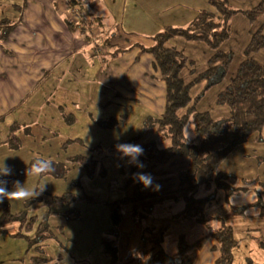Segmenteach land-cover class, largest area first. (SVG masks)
Here are the masks:
<instances>
[{
  "label": "rangeland",
  "instance_id": "rangeland-1",
  "mask_svg": "<svg viewBox=\"0 0 264 264\" xmlns=\"http://www.w3.org/2000/svg\"><path fill=\"white\" fill-rule=\"evenodd\" d=\"M224 1L226 7L239 10L229 18L230 37L217 48L232 54L228 72L221 81L207 89L205 88L208 83L201 81L191 90L193 97L201 94L196 103L197 109L208 111L212 118L217 120L227 117L230 112L227 105L216 102L219 92L225 88L231 75L237 72L239 64L246 58L253 33L260 28L264 34V10L258 13L253 21L245 13L254 10L261 2L264 4V0ZM19 2L20 0H0V18L14 21L19 13L13 4H20ZM78 2L73 0L68 4L72 14L82 11L73 5ZM107 26H111L110 23H107ZM166 45L175 47L188 58L181 72L185 80L191 78L192 68L195 72L205 69L210 55L214 52L205 42L186 40L179 35L167 40ZM91 48L92 54L95 55L103 51L101 45H92ZM249 56L264 64V47L251 51ZM84 69H87L86 80H91L86 82L88 86L82 88L85 89L84 96L74 95L72 99H64V95H71L66 91L68 82L77 83L79 79L82 80L83 74L76 69L75 73L53 81L51 87L47 86L50 83L41 85L40 89L30 96L27 95L17 110L13 109L4 116L0 115V166L4 162L13 169L12 174L0 176V179L8 182L19 180L30 189L38 190L44 186L43 192L34 199H5L0 203V217L7 214V208L12 216L17 215L15 219L9 218L4 222L0 219V228H3V231H0V264H62L70 261L75 254L81 255L85 249L84 244L87 243L85 233H90V228L94 226L88 214H96L99 209V221H103L107 219L105 211L108 204L120 193L123 192L122 197L126 193L145 194L151 192V186L156 184L157 172H154L150 174L153 178L152 185L147 188L135 178L126 189L121 188L127 186L131 166L135 162L123 157L116 150V145L131 143L141 146L147 142H155L157 147L164 148L170 144V139L162 137L156 125L147 122L150 117L145 104L110 98L112 91L102 89L101 85L96 84L97 77L96 72L92 71L93 68ZM29 91L30 89L25 91L24 95ZM103 98L113 101L99 104ZM0 106H4L3 111L8 107L2 103ZM70 121L72 122L68 124ZM191 129V124L187 125L188 136L192 135ZM66 156L67 165L55 166L57 169L52 174L26 175L24 169L37 158L58 162L64 161ZM75 157L80 160H75ZM181 158L189 160L188 157ZM181 162L184 168L188 167V162ZM178 163L177 160L167 164L171 169L165 172V184L170 191L177 186ZM138 165L134 175L149 169L150 165L154 167L158 164L146 163L137 172ZM218 171L236 176L234 186L240 187L241 190L227 196L223 190L216 187L206 189L201 186L197 196L214 195L204 207V213L213 227L219 223L220 226L231 228L236 240L232 248L231 264H264V249L259 243L264 241V215L261 214L259 205H255L256 202H264V127L251 133L245 142L235 146L218 165ZM7 188L12 190V184H7ZM63 195L71 198L69 204L65 201H50L52 197ZM70 209L74 214L73 218L68 219V214L63 211ZM84 215L87 216L85 220ZM198 224L208 231L206 225ZM197 229H201L200 234L203 233V228ZM51 230L55 236L56 233L60 236L59 240L62 239L61 244L65 247L59 249L55 239L48 237ZM193 232L187 230L185 225L173 228L168 243L175 244V250H179L181 241H194ZM63 233L71 240L61 238ZM190 240L193 241L189 242ZM215 242L217 244L215 239L209 238L204 247L197 250L193 262L188 264H213L219 255L218 246L211 247ZM87 247L88 244L86 249ZM97 249L95 246L93 255H98ZM56 256L57 258H53Z\"/></svg>",
  "mask_w": 264,
  "mask_h": 264
},
{
  "label": "crops",
  "instance_id": "crops-1",
  "mask_svg": "<svg viewBox=\"0 0 264 264\" xmlns=\"http://www.w3.org/2000/svg\"><path fill=\"white\" fill-rule=\"evenodd\" d=\"M71 1L73 0H20V4H13L18 8L19 13L14 21L18 19L19 21L8 30L7 34L0 32V41L2 40L0 42V103L8 105L5 111H3L4 106H0V115H7L13 109L17 110L22 101L28 97L27 95L33 94L41 85L50 83L47 86L51 87L53 81L61 80L69 73H75L76 69L83 74L82 80L79 79L77 83L68 82L66 91L72 96L66 94L64 99H72L74 95L84 96L85 89L82 88L88 86L86 82L91 81L86 80L87 69L84 67L93 68L92 71L96 72L97 77L96 84L101 85L102 89L112 91L110 98L143 103L147 113L149 112V117L161 115L165 109V82L160 79V73L155 69L152 54L142 51L136 45L141 44L145 47L153 45L152 35L156 32L167 26L188 25L201 10L215 13L209 1L78 0V4L73 5L81 9L85 16L80 27L76 25L80 22L75 20L72 9L68 8ZM107 23L111 26H107ZM92 45L103 46V51L99 55L92 54ZM219 77L220 75L214 80L216 83ZM29 89L30 91L24 95ZM106 101L113 100L103 98L99 104H105ZM177 160L179 162L176 173L177 186L170 191L165 184L167 181L165 172L171 169L167 164ZM179 160L190 163V159L181 156H174L161 163L144 162L143 166L146 163L158 164L154 167L150 165L149 169L142 171L146 174L157 172L156 184L151 186V192L124 193L123 197L122 192L116 196L115 200L126 196L133 199L120 207L122 215L117 236L119 262L124 261L127 254L133 250L152 247L158 230L163 225H168V229L162 246L168 254L170 253L169 255L178 250V248L175 250V244L168 243L173 228H181L185 225L187 230L194 231L192 234V237H195L194 241L208 234L207 229L199 225L194 218L178 214L185 206V193L179 190L178 172L186 169ZM54 162L65 167L68 157L66 156L64 161ZM140 168L142 167H138L136 171L138 172ZM100 211L98 209L96 214H88L94 226L90 228V233L84 232L87 243L84 244L85 249L82 250L81 255L75 254L70 261L62 264H110L101 242L111 226L110 210L108 207L105 211L107 219L103 221L102 219L99 221ZM134 213H143L144 216L137 218ZM86 218L87 216L84 215V220ZM145 228L153 230L147 232ZM197 228H203V233L200 234L201 229L199 231ZM59 238L56 233L54 239L61 249L65 246L61 244L62 239ZM61 238L66 241L71 240L64 233L61 234ZM95 246L98 248V255H93ZM217 246L216 242L211 244V247L217 248ZM139 264L149 263L143 260Z\"/></svg>",
  "mask_w": 264,
  "mask_h": 264
},
{
  "label": "trees",
  "instance_id": "trees-1",
  "mask_svg": "<svg viewBox=\"0 0 264 264\" xmlns=\"http://www.w3.org/2000/svg\"><path fill=\"white\" fill-rule=\"evenodd\" d=\"M208 1L215 9V13L209 10H201L184 27L167 26L156 32L152 35L153 45L149 47L141 44L136 45L142 51L152 54L155 69L159 71L160 79L165 82L164 112L159 116L150 117L147 122L156 125L158 133L162 137H168L170 144L164 148L157 147L155 142H147L141 145L144 149L143 155L139 156L132 166L127 186L121 187H128L132 183L130 181H134L133 172L138 164L166 162L174 156L188 157L190 159L189 166L178 172L179 190L185 193V206L178 214L187 215L194 218L196 222L206 225L208 234L191 243L181 241L179 250L169 255L162 246L168 228V225H163L158 230L152 247L133 250L127 254L124 261L119 262L117 258V236L122 215L120 207L121 204L133 200L126 196L108 204L111 226L101 242L104 254L108 257L110 264H139L143 260L149 264H188L193 262L197 250L202 249L209 238L217 241L219 249V256L214 264H231L232 248L236 244L232 230L228 226H220L219 223L215 227L210 224L209 218L204 213V207L214 198V195L197 196L196 193L201 186L206 189H210L212 186L216 187V189L223 190L227 196L241 190L240 187L234 186L236 176L218 171V165L235 146L245 142L251 133L264 127V64L249 56L251 51L264 47V34L260 28L253 33L247 48L246 58L239 64L237 72L233 74L225 88L217 96L216 102L218 104H225L229 107V115L217 120L212 118L208 111H199L196 103L201 98V94L193 97L191 90L201 81L208 83L205 88L207 89L216 83L214 80L218 75H220L219 81L226 76L232 54L217 50V48L230 37L229 18L233 13L239 11L226 7L224 0ZM263 10L264 4L261 2L254 10L245 13L253 21L257 14ZM83 20L76 25L82 26ZM18 21L19 19L9 21L6 18H1V33L7 34L8 30L13 28ZM178 35L186 40L205 42L214 51L210 55L205 69L199 72H195L194 68L190 70L192 76L189 80H185L181 75L188 58L182 52L177 51L175 47L166 45L167 40ZM189 124L192 127L191 136H188L186 132ZM75 160L79 161L80 158L75 157ZM53 163L54 167H60V164ZM27 168L24 169L25 172ZM13 181H9L8 185H11ZM52 198L50 199L51 202L64 203L63 201H65L67 204L71 199L65 195ZM255 205H259L262 210L261 214L264 215V202H256ZM6 212L5 216L0 217L3 222L9 218L15 219L17 216H12L8 208L5 210ZM63 212L68 214V219L73 218V210ZM148 212L149 208L147 207ZM134 214L137 218L144 216L143 213ZM152 230L145 228L147 232H152ZM0 231H3V228H0ZM50 233L48 237L55 238L52 230ZM259 243L264 249V241H259Z\"/></svg>",
  "mask_w": 264,
  "mask_h": 264
},
{
  "label": "clouds",
  "instance_id": "clouds-1",
  "mask_svg": "<svg viewBox=\"0 0 264 264\" xmlns=\"http://www.w3.org/2000/svg\"><path fill=\"white\" fill-rule=\"evenodd\" d=\"M116 150L122 154L123 157H128L130 162H136L137 158L143 155L144 149L138 144L123 143L116 145ZM139 167H143V164H139ZM13 169L7 165L2 164L0 166V176H8L12 174ZM56 171L54 163L50 159H40L37 158L32 161L31 166L27 168L26 175L40 176L45 173L52 174ZM135 179L143 184L144 187H149L152 185L153 178L150 174L137 173L135 174ZM8 181L0 179V203H3L5 199H15V200H31L40 195L44 186L40 189H30L26 188L24 183L21 184L19 180L12 182V190L7 188Z\"/></svg>",
  "mask_w": 264,
  "mask_h": 264
},
{
  "label": "built area",
  "instance_id": "built-area-1",
  "mask_svg": "<svg viewBox=\"0 0 264 264\" xmlns=\"http://www.w3.org/2000/svg\"><path fill=\"white\" fill-rule=\"evenodd\" d=\"M75 20L77 21H81L83 19V16H84V13L82 11H76L74 14H73Z\"/></svg>",
  "mask_w": 264,
  "mask_h": 264
},
{
  "label": "bare ground",
  "instance_id": "bare-ground-1",
  "mask_svg": "<svg viewBox=\"0 0 264 264\" xmlns=\"http://www.w3.org/2000/svg\"><path fill=\"white\" fill-rule=\"evenodd\" d=\"M85 18V16H83V19Z\"/></svg>",
  "mask_w": 264,
  "mask_h": 264
}]
</instances>
